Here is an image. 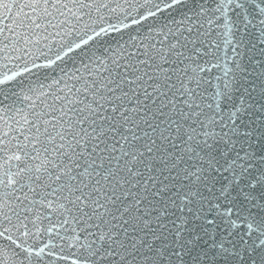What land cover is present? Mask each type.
Segmentation results:
<instances>
[{
	"label": "snow or ice",
	"instance_id": "obj_1",
	"mask_svg": "<svg viewBox=\"0 0 264 264\" xmlns=\"http://www.w3.org/2000/svg\"><path fill=\"white\" fill-rule=\"evenodd\" d=\"M0 264H264V0H0Z\"/></svg>",
	"mask_w": 264,
	"mask_h": 264
}]
</instances>
